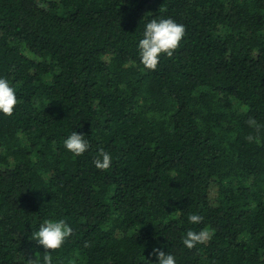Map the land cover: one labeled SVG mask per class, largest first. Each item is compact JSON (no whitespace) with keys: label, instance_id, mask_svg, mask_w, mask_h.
Listing matches in <instances>:
<instances>
[{"label":"trees","instance_id":"1","mask_svg":"<svg viewBox=\"0 0 264 264\" xmlns=\"http://www.w3.org/2000/svg\"><path fill=\"white\" fill-rule=\"evenodd\" d=\"M152 18L186 29L154 71L138 50ZM0 78L19 101L0 113V264L42 260L47 219L73 229L53 264H158L154 248L264 264V127L246 140L249 117L264 126V0H0Z\"/></svg>","mask_w":264,"mask_h":264},{"label":"clouds","instance_id":"2","mask_svg":"<svg viewBox=\"0 0 264 264\" xmlns=\"http://www.w3.org/2000/svg\"><path fill=\"white\" fill-rule=\"evenodd\" d=\"M148 14V13H147ZM186 33L185 26L175 22L171 18H152L146 23L143 32V38L139 40L138 50L140 61L148 70H156L161 55L171 58L174 52L179 48L180 42ZM19 103L15 89L10 86L5 78H0V113L5 116H11ZM247 124L254 128L257 135H248V142H260L259 133L261 126L255 118L249 117ZM65 148L74 156H82L88 151L90 145L85 135L73 131L71 135L64 140ZM112 158L103 148L99 149L94 165L99 170H108L111 167ZM191 224H200L203 217L198 214H191L188 217ZM73 229L63 219L61 220H44L38 231L32 233V239L45 249L41 258L35 257L28 259V264H53V257L50 254L60 249L65 241L72 236ZM214 230L202 229L199 232L188 230L182 240L183 245L188 249L195 248L198 244H205L212 239ZM88 244H85L87 247ZM151 255L156 256L158 264H176L175 257L165 253L160 248H154ZM149 262V261H148ZM151 264V262H149Z\"/></svg>","mask_w":264,"mask_h":264}]
</instances>
